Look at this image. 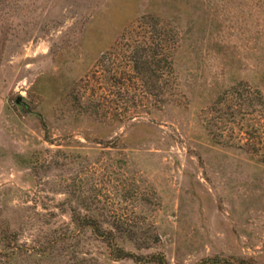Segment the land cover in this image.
Returning <instances> with one entry per match:
<instances>
[{"label": "rangeland", "instance_id": "obj_1", "mask_svg": "<svg viewBox=\"0 0 264 264\" xmlns=\"http://www.w3.org/2000/svg\"><path fill=\"white\" fill-rule=\"evenodd\" d=\"M140 17L154 86L120 50ZM236 85L264 96V0H0V264H155L110 259L89 217L142 259L264 264V150L205 122Z\"/></svg>", "mask_w": 264, "mask_h": 264}, {"label": "trees", "instance_id": "obj_2", "mask_svg": "<svg viewBox=\"0 0 264 264\" xmlns=\"http://www.w3.org/2000/svg\"><path fill=\"white\" fill-rule=\"evenodd\" d=\"M140 19L136 22L142 23ZM138 27L136 24L134 27H131L124 34L132 36L130 40H125L127 42V49H120L118 46L125 43L122 40H118L115 44L116 47L114 49H118V52H127L130 51V55L126 56L131 62V68L135 71L138 80L142 83H152V86L155 85L159 74H157L159 61L157 57V51L159 47L155 43H160V30L158 28V24L156 22H147L148 25L141 24ZM146 27V28H144ZM138 28V29H137ZM173 45V44H172ZM132 46V47H131ZM156 46V47H155ZM130 47V48H129ZM120 49V50H119ZM168 51H165L163 55V59L167 61L166 56H170L173 51L172 46H168ZM156 56V57H155ZM172 63V61H171ZM170 65V61L167 62ZM171 68V65H170ZM210 111H216L217 120H213L210 118L206 120V126L209 125L210 134L213 136L217 143L222 144V132L215 131L216 124L224 119L223 115L227 116V120L230 117V122L232 128L234 130L236 127H240L238 131H235L232 135L231 145L238 146L239 148H244L247 146V152L254 151L253 148L257 145L262 147L264 150V130L260 132L255 128V124L251 122V119L257 115V120L261 119L264 121V96L256 89L244 88L243 86H232L222 92L218 97L214 100L212 105L209 107ZM264 126V124H263ZM231 128V129H232ZM254 130V131H252ZM240 134L245 135L243 138ZM258 133L257 138L255 135ZM255 139H260L262 141L261 144H256L251 141ZM256 152L257 149H255ZM252 153V152H251ZM264 153H260L259 156H264ZM264 161V160H262ZM86 226L90 227L92 237L94 239H98L102 243L106 245L108 248V257L114 261L122 260V259H132L136 262L144 263L151 262L155 264H166V261L162 255L159 254H149L145 257V259L140 258L141 256H137L129 251L124 250L117 241V236L112 229H103L101 228L98 220L94 217H89L86 219ZM10 254L8 257H11ZM202 262H207L209 264H256L251 258H236V257H207L203 259Z\"/></svg>", "mask_w": 264, "mask_h": 264}]
</instances>
